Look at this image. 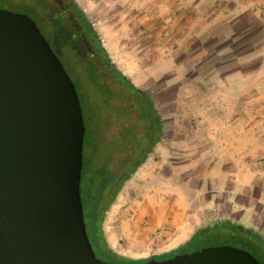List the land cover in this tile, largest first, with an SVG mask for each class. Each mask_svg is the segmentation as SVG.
<instances>
[{
  "label": "rangeland",
  "instance_id": "rangeland-1",
  "mask_svg": "<svg viewBox=\"0 0 264 264\" xmlns=\"http://www.w3.org/2000/svg\"><path fill=\"white\" fill-rule=\"evenodd\" d=\"M39 1L0 0V9L36 23L83 110L93 98L91 58L109 88L118 91L94 47L87 49L88 60L81 56L78 38L64 19L65 1L45 0L57 8L52 13ZM158 1L72 0L113 66L151 98L161 118V139L124 183L103 221L106 240L115 242L112 250L134 261L170 255L185 243L173 241L176 231L219 220L264 239V18L254 14L263 5L202 0L193 19H163ZM85 124L92 144L112 141L103 138L93 119L85 117ZM125 157L117 153L115 163ZM221 245L232 246L212 241L204 247Z\"/></svg>",
  "mask_w": 264,
  "mask_h": 264
},
{
  "label": "water",
  "instance_id": "water-1",
  "mask_svg": "<svg viewBox=\"0 0 264 264\" xmlns=\"http://www.w3.org/2000/svg\"><path fill=\"white\" fill-rule=\"evenodd\" d=\"M85 131L76 88L36 23L0 9V264H115L86 233ZM140 264L261 263L221 245Z\"/></svg>",
  "mask_w": 264,
  "mask_h": 264
},
{
  "label": "trees",
  "instance_id": "trees-1",
  "mask_svg": "<svg viewBox=\"0 0 264 264\" xmlns=\"http://www.w3.org/2000/svg\"><path fill=\"white\" fill-rule=\"evenodd\" d=\"M64 1L67 4V9L71 10L75 14V17L84 22L87 36L91 38L95 52L104 60L103 67L106 75L112 77L113 81L120 87L116 92L111 90L106 84V78L103 76L104 73H101L96 63L93 62L92 58L90 59L93 67L90 76L92 80L93 98L91 104L88 105L85 110H83L80 102L84 124L85 117L87 121H92L93 119L96 122L97 129L101 132L103 128L106 129V126L110 125V123L111 125L114 124L115 119L121 116L134 114L139 119L138 123L135 122L134 126L125 128V136L127 137L125 143L136 144V146L138 145L141 149L133 156H129L125 148L122 149L124 146L121 145L119 141H108L105 145L101 142L92 144V142L86 140V131L88 127L85 124L86 131L83 143L80 195L86 233L97 258L115 264L144 263L149 259L140 261L126 259L116 254L109 247L103 231V221L124 183L128 181L132 174L144 163L146 157L153 151L155 145L161 139V118L151 98L143 90L136 87L129 78L121 74L110 62L107 52L100 44L83 12L72 0ZM39 2H41L40 5L43 4L50 13L53 11L58 12L54 5L48 4L45 0ZM63 14L64 13L61 12V16H63ZM64 17L67 26L72 31V23L69 21V16L64 14ZM79 42V52L85 60H88L89 56L86 55L88 47L81 43V41ZM139 125L143 126V134L136 136V130ZM131 132H133V134H131ZM152 132L157 136L151 138ZM148 138H151L150 143H145V140ZM132 139L135 141L133 142ZM121 150L126 153V159L127 157L134 158V162H131L127 168H123L125 162H120L119 164L115 163L114 157L117 153H122ZM127 164L128 163H126V165ZM116 167L118 170L115 172L114 169ZM212 241H217V244L229 243L232 246L244 249L254 256L261 264H264V239L254 230L245 228L242 225L232 223L228 220H219L197 228L190 239L182 246H179L172 254L161 256L159 259H166L167 256L172 257L176 254L192 252L199 248H203ZM153 258L156 259V257Z\"/></svg>",
  "mask_w": 264,
  "mask_h": 264
},
{
  "label": "flooded vegetation",
  "instance_id": "flooded-vegetation-1",
  "mask_svg": "<svg viewBox=\"0 0 264 264\" xmlns=\"http://www.w3.org/2000/svg\"><path fill=\"white\" fill-rule=\"evenodd\" d=\"M67 15L69 16V21L70 23H72V32L74 33V35H76V37L78 38V42L81 41V43H83L86 47H94V44L91 41V38L89 36H87V31L85 28V24L82 20L78 19L77 17H75V14L69 10ZM79 23V26L78 24ZM74 26V27H73ZM80 44V42H79ZM94 60V59H93ZM95 62V60H94ZM135 115H127V116H121L117 119H115V130L114 132H110V128L111 127V123L110 125L106 126V129L103 128V130L101 131L103 138H105L106 140H115V141H119L121 145H123L124 147H122V149L125 148L126 151H128V155L129 156H133L134 154H136V152L140 151V147L136 144H126L125 141L127 140V137L125 136V128H128L130 126H134L135 125V119H134ZM131 134H133V132H131ZM131 136V135H130ZM157 135H155V133L151 135V138L155 137ZM150 138V139H151ZM150 139H146L145 143H150ZM132 141L134 142L135 140L132 139ZM123 155L127 156L125 152L122 151ZM140 155V153H139ZM123 162H125L123 168H127V166H129L131 164V162H134V158L133 157H125V160H123ZM126 163H128L126 165ZM167 259V258H166ZM157 260H161V259H157Z\"/></svg>",
  "mask_w": 264,
  "mask_h": 264
},
{
  "label": "crops",
  "instance_id": "crops-1",
  "mask_svg": "<svg viewBox=\"0 0 264 264\" xmlns=\"http://www.w3.org/2000/svg\"><path fill=\"white\" fill-rule=\"evenodd\" d=\"M150 1H157V0H150ZM202 0H159L158 1V10L160 11L159 17H162L163 19H169V18H175L177 17H186V18H191L193 19L195 16L194 15L195 11L199 12V3ZM214 2L215 0H209ZM255 6L256 5H263V7L257 8V11H254V14L259 17L260 19L264 18V15H261L257 12L261 11L260 13L264 12V0H254ZM260 3V4H259ZM185 7L184 9L182 7ZM213 12V10H209L208 13ZM173 13V14H172ZM261 15V16H260ZM171 148V147H170ZM169 149V146H167V150ZM200 225V224H198ZM196 227V225H195ZM187 232H182V230L176 231L174 233L173 241H181V242H186L190 239V237L194 233L193 230H186ZM191 231V232H189ZM189 232V235L187 233ZM187 235L188 239L184 240V237ZM107 243L111 249H114L115 247V242L112 238L107 236Z\"/></svg>",
  "mask_w": 264,
  "mask_h": 264
}]
</instances>
